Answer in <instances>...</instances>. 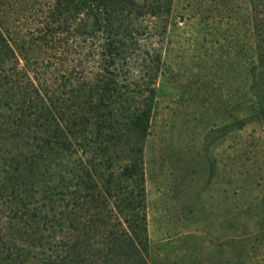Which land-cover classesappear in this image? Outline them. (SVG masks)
<instances>
[{
    "label": "rangeland",
    "instance_id": "rangeland-1",
    "mask_svg": "<svg viewBox=\"0 0 264 264\" xmlns=\"http://www.w3.org/2000/svg\"><path fill=\"white\" fill-rule=\"evenodd\" d=\"M252 16V0H172L153 89L124 82L118 103L103 109L114 150L101 165L144 188L136 207L124 192L121 216H145L150 264H264V118L249 91L264 42ZM16 111L0 112V258L24 246L9 231L19 230L10 208L25 187L54 205L92 180L79 147L52 136L41 149ZM142 111L145 135L132 125Z\"/></svg>",
    "mask_w": 264,
    "mask_h": 264
},
{
    "label": "trees",
    "instance_id": "trees-1",
    "mask_svg": "<svg viewBox=\"0 0 264 264\" xmlns=\"http://www.w3.org/2000/svg\"><path fill=\"white\" fill-rule=\"evenodd\" d=\"M252 2L264 42V0ZM171 12L172 0H0V112L16 105L20 130L40 133L43 150L52 148V136L79 147L92 177L54 205L25 187L19 207L10 208L19 230L9 231L24 246L0 264H150L145 216L133 214L128 224L121 216L124 192L135 205L144 188L138 194L128 180H112L111 162L102 166L114 150L103 109L118 103L124 82L153 89L163 50L158 38ZM250 74L255 110L264 118V66L253 65ZM144 112L132 113L143 135ZM37 247L52 252L30 249Z\"/></svg>",
    "mask_w": 264,
    "mask_h": 264
}]
</instances>
